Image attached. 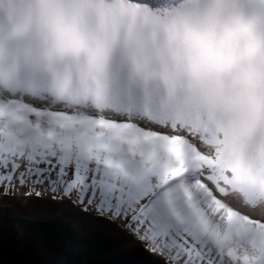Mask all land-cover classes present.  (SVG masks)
Wrapping results in <instances>:
<instances>
[{
    "label": "snow or ice",
    "instance_id": "1",
    "mask_svg": "<svg viewBox=\"0 0 264 264\" xmlns=\"http://www.w3.org/2000/svg\"><path fill=\"white\" fill-rule=\"evenodd\" d=\"M0 217L264 264V0H0Z\"/></svg>",
    "mask_w": 264,
    "mask_h": 264
},
{
    "label": "water",
    "instance_id": "2",
    "mask_svg": "<svg viewBox=\"0 0 264 264\" xmlns=\"http://www.w3.org/2000/svg\"><path fill=\"white\" fill-rule=\"evenodd\" d=\"M70 238L56 220L30 224L26 235L19 237L9 221L0 217V264H59L61 260L66 264H151L138 250L123 251L102 233L74 239L81 246L79 251L66 247Z\"/></svg>",
    "mask_w": 264,
    "mask_h": 264
},
{
    "label": "rangeland",
    "instance_id": "3",
    "mask_svg": "<svg viewBox=\"0 0 264 264\" xmlns=\"http://www.w3.org/2000/svg\"><path fill=\"white\" fill-rule=\"evenodd\" d=\"M92 214H93V215H95V214H96L94 210H92Z\"/></svg>",
    "mask_w": 264,
    "mask_h": 264
}]
</instances>
